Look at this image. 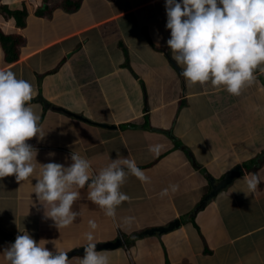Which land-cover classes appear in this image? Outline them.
I'll use <instances>...</instances> for the list:
<instances>
[{
    "label": "crops",
    "instance_id": "crops-1",
    "mask_svg": "<svg viewBox=\"0 0 264 264\" xmlns=\"http://www.w3.org/2000/svg\"><path fill=\"white\" fill-rule=\"evenodd\" d=\"M63 2L0 0V32L19 38L11 63L0 46V69L33 85L29 103L42 134L28 139L35 159L70 163L65 157L75 151L96 171L119 154L150 179L126 177L121 191L129 199L116 207L115 221L86 198V186L79 189L72 207L81 215L57 227L32 193L35 178L0 177V229L8 235L0 233V249L26 230L69 254L87 242L92 217L96 244L122 241L98 250L108 264H264V112L257 107L264 106V64L239 95L207 82L187 84L166 45L164 0H80L75 11ZM20 11L23 26L6 15ZM50 150L54 156L46 155ZM238 165L244 173L192 215L211 190L209 177L220 181ZM251 173L260 181L249 192ZM170 183L178 189L161 197ZM20 201L36 205L22 219ZM127 215L135 220L122 222ZM175 220L181 226L173 231L140 236ZM80 256H69V264ZM0 264H8L2 255Z\"/></svg>",
    "mask_w": 264,
    "mask_h": 264
},
{
    "label": "clouds",
    "instance_id": "clouds-1",
    "mask_svg": "<svg viewBox=\"0 0 264 264\" xmlns=\"http://www.w3.org/2000/svg\"><path fill=\"white\" fill-rule=\"evenodd\" d=\"M164 5L165 27L170 30L166 45L187 84L207 82L239 95L254 81V70L264 64V0H164ZM34 95L29 80L11 69H0V177L14 174L16 181L35 178L32 193L44 207V218H51L57 227L72 224L81 215L72 205L85 186L86 198L115 221L116 207L129 199L121 191L126 177L131 174L141 182L150 178L134 159L119 154L109 157L96 171L89 159L75 151L65 157L70 163L38 162L37 149L28 142L33 136L42 137L40 116L29 103ZM257 107L264 112V106ZM149 151L158 152L159 145H149ZM46 155L51 157L55 152L50 150ZM34 161L39 164L35 174ZM259 181L256 173L245 177L249 192ZM178 187L170 183L159 195L175 192ZM120 220L132 223L135 217L127 215ZM87 224V242L79 264H108L107 255L96 248V220L90 217ZM47 243L20 230L0 249V255L8 264H69L67 251L55 246L51 250Z\"/></svg>",
    "mask_w": 264,
    "mask_h": 264
},
{
    "label": "water",
    "instance_id": "water-1",
    "mask_svg": "<svg viewBox=\"0 0 264 264\" xmlns=\"http://www.w3.org/2000/svg\"><path fill=\"white\" fill-rule=\"evenodd\" d=\"M39 100L41 102H43V104H45V105L47 104V102H45L43 99L40 98ZM66 113L69 116H72L74 118L82 119L83 120V118H81L80 116H77L75 114L68 113V112H66ZM98 125L100 127L111 128V126H107V125H104V124H98ZM112 128H113V126H112ZM243 173H244V171L242 169V166L238 165V166L234 167L232 170H230L226 174V176L222 180H220V181H216L215 178L209 177V179H210V185H211V190L202 199V201L199 203V205L195 208V210L193 211L192 215H194L200 209H202L207 204V202L209 200H211L212 198H214L221 190H224L225 188H227L233 182V180L235 178L239 177ZM180 226H181L180 220H175V221L171 222L168 226H164V227H159V228H154V229L146 230L145 232H143L142 234H140V236L168 233L170 231L175 230L176 228H179ZM0 233L4 237H7L8 238V235L5 234L1 229H0ZM121 245H122V241L120 239H117L114 242H106V243L96 244V248H97V250L114 249V248H117L118 246H121ZM74 254H82L83 255V248L77 249V250H74V251L70 252L68 254V256H72Z\"/></svg>",
    "mask_w": 264,
    "mask_h": 264
},
{
    "label": "trees",
    "instance_id": "trees-1",
    "mask_svg": "<svg viewBox=\"0 0 264 264\" xmlns=\"http://www.w3.org/2000/svg\"><path fill=\"white\" fill-rule=\"evenodd\" d=\"M80 0H64L63 7L72 11L78 9ZM7 17H12L18 26H23V20L25 13L20 12H8ZM17 45H19V38L15 36L5 35L0 32V46L4 52L5 61L11 63L18 57Z\"/></svg>",
    "mask_w": 264,
    "mask_h": 264
},
{
    "label": "rangeland",
    "instance_id": "rangeland-1",
    "mask_svg": "<svg viewBox=\"0 0 264 264\" xmlns=\"http://www.w3.org/2000/svg\"><path fill=\"white\" fill-rule=\"evenodd\" d=\"M41 208L44 209L43 205L39 202L38 204ZM48 205L45 203V207H47ZM16 207L17 209L19 210V214L21 216V219L24 217V216H27L29 215V212L28 210L32 208V210L36 207V205L32 206V203H29V202H23V201H20L16 204ZM44 213V212H43ZM42 213V214H43ZM54 244H49V242L45 245L46 247L49 248V246H53Z\"/></svg>",
    "mask_w": 264,
    "mask_h": 264
}]
</instances>
